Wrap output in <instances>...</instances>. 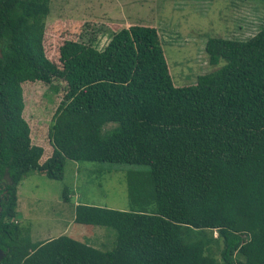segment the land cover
<instances>
[{"label":"trees","instance_id":"1","mask_svg":"<svg viewBox=\"0 0 264 264\" xmlns=\"http://www.w3.org/2000/svg\"><path fill=\"white\" fill-rule=\"evenodd\" d=\"M49 3L0 0V264H264V26L208 38V63L223 65L177 87L151 26L121 28L101 49L67 39L49 59ZM54 80L64 95L42 158L25 88ZM67 160L138 166L128 210L74 209L75 223L116 231L110 251L64 235L32 242L17 221L22 178L62 180Z\"/></svg>","mask_w":264,"mask_h":264},{"label":"rangeland","instance_id":"2","mask_svg":"<svg viewBox=\"0 0 264 264\" xmlns=\"http://www.w3.org/2000/svg\"><path fill=\"white\" fill-rule=\"evenodd\" d=\"M46 18V56L57 61L61 44L78 40L101 49L112 33L132 25L155 27L175 86L196 83L200 75L223 65L208 63L204 47L210 37L244 40L264 26V0H50ZM31 83H27L26 86ZM65 83L32 84L25 88L24 117L33 144L49 154L48 128L64 95ZM53 87L56 89L53 90ZM113 124L105 127L108 129ZM51 150V149H50ZM138 166L67 160L62 180L31 172L17 186L18 222L30 228L32 242L68 236L101 251L115 246L116 231L74 222L78 204L126 211V173ZM68 201L63 200V190ZM219 259V248H213Z\"/></svg>","mask_w":264,"mask_h":264},{"label":"water","instance_id":"3","mask_svg":"<svg viewBox=\"0 0 264 264\" xmlns=\"http://www.w3.org/2000/svg\"><path fill=\"white\" fill-rule=\"evenodd\" d=\"M7 178H8V176H7ZM9 179V178H8ZM4 256V253H3V251L0 249V259L2 258Z\"/></svg>","mask_w":264,"mask_h":264},{"label":"crops","instance_id":"4","mask_svg":"<svg viewBox=\"0 0 264 264\" xmlns=\"http://www.w3.org/2000/svg\"><path fill=\"white\" fill-rule=\"evenodd\" d=\"M18 197V196H17ZM17 202L19 203V201L17 200ZM18 205V204H17Z\"/></svg>","mask_w":264,"mask_h":264},{"label":"built area","instance_id":"5","mask_svg":"<svg viewBox=\"0 0 264 264\" xmlns=\"http://www.w3.org/2000/svg\"><path fill=\"white\" fill-rule=\"evenodd\" d=\"M215 235H216V233H215Z\"/></svg>","mask_w":264,"mask_h":264}]
</instances>
